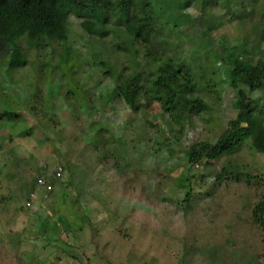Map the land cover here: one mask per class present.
<instances>
[{
	"label": "rangeland",
	"instance_id": "obj_1",
	"mask_svg": "<svg viewBox=\"0 0 264 264\" xmlns=\"http://www.w3.org/2000/svg\"><path fill=\"white\" fill-rule=\"evenodd\" d=\"M185 10L196 18L201 0H190ZM68 20L66 48L80 56L75 74L65 76L62 42H47L39 50L23 42L27 63L10 69L14 78L6 61L0 62V109L9 107L19 117L17 123L0 119V146L7 160L0 173V264H264V231L252 212L264 194V154L245 143L231 156L193 166L186 154L192 144L215 142L238 113L233 78L219 61L215 67V51L227 43L224 35L239 37L234 23L210 32L211 39L204 40L207 56L189 40H200L201 30L187 22L181 24V40L166 37L163 30L161 40L168 41L148 48L141 39L133 41L112 12L104 37L85 31L82 17L70 12ZM156 48L158 56L174 55L193 65L201 82L198 94L210 105L170 133L157 118L158 104L147 115L134 112L115 90L117 78L132 70H153L144 53ZM45 61L52 67H44ZM206 76L219 98L202 86ZM37 88L47 97L46 111L60 121L47 139L39 131L28 133L40 119L30 107ZM247 89L253 98L264 94L262 88ZM82 99L91 106L90 117L80 110V117L73 113L70 103L78 109L76 101ZM102 126L110 132L101 137L96 127ZM229 161L250 177L236 180L224 173L218 179ZM58 164L66 170L54 180L52 193L33 187L37 166L45 165L52 174ZM33 188L35 198L27 207Z\"/></svg>",
	"mask_w": 264,
	"mask_h": 264
},
{
	"label": "trees",
	"instance_id": "obj_2",
	"mask_svg": "<svg viewBox=\"0 0 264 264\" xmlns=\"http://www.w3.org/2000/svg\"><path fill=\"white\" fill-rule=\"evenodd\" d=\"M189 4L190 0L185 3L164 0L163 5H155L153 0H118V2L117 0H0V62L6 61L5 65L10 67L8 74L13 77L14 73H10V69L25 67L27 63L23 42L37 50L49 45L47 42H62L65 50L60 58L61 65L66 68L65 76L68 77L67 72L75 74L77 67L80 66L78 62L80 56L74 53L73 49L66 48L69 40L70 12L84 19L81 25L85 31L99 37H104L107 33L106 25L112 12L118 17L119 23L126 27L127 35L133 41L143 40L148 44V48L156 42L161 41L165 44L168 41L161 40L163 30L168 31L166 37L176 35L181 40L184 32L180 27L187 22L191 24L190 27L195 28V31L201 30L200 40H189L199 43V46L193 48L197 51L205 49L207 56L211 54L204 40L211 39L210 32H213L218 25L234 23L239 37L224 35L227 43H221L218 47L222 52L219 49L214 51L218 57V60L215 58V67H218L219 61L228 78H233L231 84L237 89L238 113L215 142L201 141L192 144L186 154L192 166L214 160L222 155L231 156L245 143L264 154V103H261L264 94L253 98L247 89L252 91L264 89V0H201V12L196 18H192L186 12L185 9ZM157 51V48L152 52L149 49L144 53V56L150 59L148 64L153 66V70L149 72L132 70L129 75L117 78L115 90L134 112L147 115L149 107L154 103L158 104L157 118L163 123L162 128L170 133L172 127L184 128L193 116L207 111L210 105L198 94L201 82L193 72V65L187 63L185 58L174 55L158 56ZM135 57L137 56H132L131 59H136ZM38 61L35 64L37 76L41 73L39 69H42ZM104 61L98 62L100 65H105ZM45 66L52 67L49 61H45ZM204 79H207L205 84H202L204 89L217 96L218 89L210 84L211 80L208 76ZM29 83L38 87L36 82L29 81ZM69 85L74 84L69 82ZM36 90V94L31 98L34 100L31 101L30 107L32 114L40 119L38 128L31 129L28 133L39 131L43 139H47L49 131L57 128L60 121L58 122L56 115L46 111L47 97H43V92L39 95L40 88ZM3 96L5 103L8 102L4 94ZM76 102L78 109L70 103L74 107V115L80 117V110L90 117L91 106L88 101L82 99ZM0 119L15 123L19 121L18 114L9 107L0 109ZM152 119L156 120L154 117ZM45 123L49 124V129L45 125L40 126ZM151 124L154 126V123ZM96 130L100 136L104 131L110 132L104 126L96 127ZM102 144L106 147L107 139L103 138ZM6 164L5 154L3 155L0 146V173ZM62 167L65 173L66 168L63 164ZM46 168L45 165L37 166L39 175L33 179V187L38 188L37 178ZM224 173H228L230 178L236 180L245 176L250 177L248 171L241 169L240 166H232L230 161L227 166L221 168L217 178H223ZM35 190L33 188L32 192ZM252 212L254 222L264 231V194L255 204Z\"/></svg>",
	"mask_w": 264,
	"mask_h": 264
},
{
	"label": "built area",
	"instance_id": "obj_3",
	"mask_svg": "<svg viewBox=\"0 0 264 264\" xmlns=\"http://www.w3.org/2000/svg\"><path fill=\"white\" fill-rule=\"evenodd\" d=\"M64 175V169L61 164H58L52 174L42 170V174L37 178V187L42 188L45 192L51 193L54 190V179H60ZM53 177V178H52ZM35 198V193L32 192L26 201L27 207H32Z\"/></svg>",
	"mask_w": 264,
	"mask_h": 264
}]
</instances>
